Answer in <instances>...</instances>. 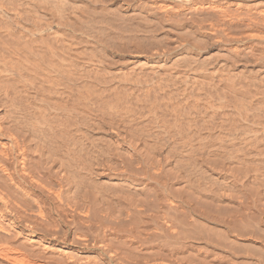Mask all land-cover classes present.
I'll return each mask as SVG.
<instances>
[{
  "label": "bare ground",
  "instance_id": "6f19581e",
  "mask_svg": "<svg viewBox=\"0 0 264 264\" xmlns=\"http://www.w3.org/2000/svg\"><path fill=\"white\" fill-rule=\"evenodd\" d=\"M0 264H264V0H0Z\"/></svg>",
  "mask_w": 264,
  "mask_h": 264
}]
</instances>
